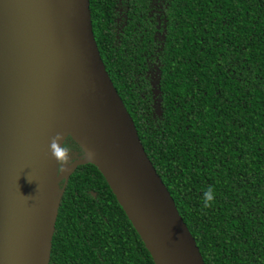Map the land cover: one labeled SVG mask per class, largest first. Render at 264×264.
I'll return each instance as SVG.
<instances>
[{"label":"trees","instance_id":"16d2710c","mask_svg":"<svg viewBox=\"0 0 264 264\" xmlns=\"http://www.w3.org/2000/svg\"><path fill=\"white\" fill-rule=\"evenodd\" d=\"M160 1L165 34L156 46L153 18L145 33L132 18L116 34L112 2L89 0L101 59L204 263L264 264V0ZM151 62L159 65L160 115L150 107L149 78L139 75ZM210 185L215 201L204 208ZM50 257V264H154L90 164L68 178Z\"/></svg>","mask_w":264,"mask_h":264},{"label":"water","instance_id":"95a60500","mask_svg":"<svg viewBox=\"0 0 264 264\" xmlns=\"http://www.w3.org/2000/svg\"><path fill=\"white\" fill-rule=\"evenodd\" d=\"M57 133L96 158L58 173ZM87 164L154 264H205L105 69L89 0H0V264L50 263L65 185Z\"/></svg>","mask_w":264,"mask_h":264},{"label":"flooded vegetation","instance_id":"af4514ba","mask_svg":"<svg viewBox=\"0 0 264 264\" xmlns=\"http://www.w3.org/2000/svg\"><path fill=\"white\" fill-rule=\"evenodd\" d=\"M113 4V14L115 16V22H116V34L117 33H123V31L121 30V28L123 27V25L126 24L127 20H132V18L138 19L141 22H138L137 25H142L143 27V32L145 33L146 29V25H147V17L153 18L150 20V24L152 27V41L155 43L156 46H158L160 43H162L163 40V35L165 34V19L162 18V21H160L161 17L163 16V6H162V1L160 0H154L153 2H151V7H150V11L149 13L147 12L146 9V5H147V0H110ZM138 3L141 6H136L135 4ZM137 9L138 13L141 14V11H146V14H142L139 16L135 15V10ZM128 14V15H127ZM130 15V16H129ZM123 24V25H121ZM116 38H118L116 36ZM158 64L154 63H147L141 70L139 75L140 76H145L148 77L150 80V84L151 87L155 90L151 99V104L150 107L153 109L154 112H156V114L160 115L161 111L159 108V100L157 98L158 96V90L155 89V85L158 82L157 80V76H158ZM69 142V141H68ZM67 143V140L65 142V144ZM73 153H76L77 156H75V160L76 161L78 159L81 158V151H78L77 148L71 144V146L69 147ZM72 156V155H71ZM73 157V156H72ZM82 159V158H81ZM71 176V175H70ZM68 183V181H67ZM66 183V185H67ZM60 188L63 187L64 185V180H61V182H59ZM65 185V187H66ZM65 191V190H64ZM61 203V201H60ZM60 208V206H59ZM59 211V209H58ZM51 259V257H50ZM50 264V263H49Z\"/></svg>","mask_w":264,"mask_h":264},{"label":"clouds","instance_id":"9594fccd","mask_svg":"<svg viewBox=\"0 0 264 264\" xmlns=\"http://www.w3.org/2000/svg\"><path fill=\"white\" fill-rule=\"evenodd\" d=\"M63 141V142H61ZM81 158L92 161L96 158V153L87 145H81ZM49 151L51 156L57 162V172L62 173L68 170V166L73 163L74 157L71 156L72 150L65 144V137L57 133L52 137L49 144ZM216 197L215 188L208 186L202 193V205L204 208L212 207Z\"/></svg>","mask_w":264,"mask_h":264}]
</instances>
